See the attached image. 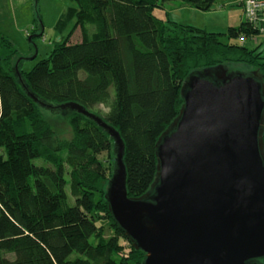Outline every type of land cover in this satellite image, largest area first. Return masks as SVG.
Masks as SVG:
<instances>
[{"label":"trees","instance_id":"16d2710c","mask_svg":"<svg viewBox=\"0 0 264 264\" xmlns=\"http://www.w3.org/2000/svg\"><path fill=\"white\" fill-rule=\"evenodd\" d=\"M71 1L59 25L63 30L72 12L66 35L29 71L21 59L19 76L40 101L78 104L118 131L129 198L144 196L155 180L156 145L179 114L190 73L244 64L258 70L264 83L263 51L223 41L254 39L260 34L256 24L245 19L216 33L154 14L175 1L209 11L216 0ZM76 31L80 40L69 42ZM0 50V264H143L144 253L115 222L105 199L115 164L112 139L68 110L53 112L65 116L73 132L60 141L42 113L47 109L20 84L18 50L2 34ZM98 106L104 113L94 111ZM102 153L112 166L98 159ZM103 223L113 232L108 239Z\"/></svg>","mask_w":264,"mask_h":264},{"label":"water","instance_id":"95a60500","mask_svg":"<svg viewBox=\"0 0 264 264\" xmlns=\"http://www.w3.org/2000/svg\"><path fill=\"white\" fill-rule=\"evenodd\" d=\"M36 55L15 65L27 95L51 112L80 113L112 139L115 164L105 199L144 253L143 264H264V83L258 70L259 77L241 76L218 66L185 78L183 105L156 145L155 180L134 199L127 195L118 131L78 104L53 106L27 90L17 64Z\"/></svg>","mask_w":264,"mask_h":264},{"label":"rangeland","instance_id":"374dc122","mask_svg":"<svg viewBox=\"0 0 264 264\" xmlns=\"http://www.w3.org/2000/svg\"><path fill=\"white\" fill-rule=\"evenodd\" d=\"M15 3L16 19L15 24L5 22L0 24V34L8 37L16 46L19 57L23 59L32 58L35 53L36 58L33 60H25L22 69L29 71L35 64L41 59L46 58L51 52L54 43L60 38L66 35L69 30L73 14L69 11L68 21L65 23V28H60L61 19L69 8L74 6L71 0H31L28 3H16L12 0H0V6H9V3ZM230 0H216L215 4L209 11H200L195 8L189 7L181 2H169L165 3L163 7L154 8V14L161 21L167 22L168 20L175 21L180 24H186L196 26L198 28L206 29L209 32L224 33L229 27H237L240 24V18L243 20L246 18V0H242L241 5H230L225 4ZM225 4V5H224ZM243 9V10H242ZM29 13H32L29 16ZM257 19L262 18L263 21H257L256 25L260 29V34L254 39L242 41L240 39L230 40L223 38L224 42L238 44L242 46L255 47L263 51L264 56V15L257 13ZM39 17L40 21L35 22L36 18ZM65 19V18H64ZM42 24V26H41ZM37 28L36 32L34 29ZM43 29V34H41ZM62 30V31H61ZM33 40L28 41L29 37L33 36ZM80 40V35L76 31L71 37L69 42L74 43ZM1 53V50H0ZM225 68L234 75L248 76L250 74H256L258 77L260 74L244 64H226L223 65ZM183 92V89H182ZM94 111L104 113L105 109L101 106L95 108ZM43 115L47 123L57 133L60 141H69L72 138V128L69 125L68 120L62 114H55L48 110H43ZM61 157L64 154H60ZM98 159L105 164L106 167L112 166L110 162L112 159L108 153H102ZM40 165L52 166L49 162L40 160L37 161ZM65 172L68 173L69 169L65 167ZM68 181L66 192L69 196V203L71 204L73 199L70 197L69 188V176L66 175ZM103 236L108 239L112 236L113 232L108 228L107 224H104ZM94 241V240H93ZM97 242V240H95ZM125 251L128 249L126 244L121 242Z\"/></svg>","mask_w":264,"mask_h":264},{"label":"crops","instance_id":"0c3cea01","mask_svg":"<svg viewBox=\"0 0 264 264\" xmlns=\"http://www.w3.org/2000/svg\"><path fill=\"white\" fill-rule=\"evenodd\" d=\"M31 0H12V2H16V3H28ZM242 0H230L229 2L225 3V4H230V5H237L240 4L241 5ZM9 6L6 5V7L4 5L0 6V24L8 22L11 23L12 25L15 24V19H16V10H15V3H11L10 1L8 2ZM224 4V5H225ZM243 10V9H242ZM32 13H29V16ZM243 20V17L241 16L240 18V22Z\"/></svg>","mask_w":264,"mask_h":264},{"label":"built area","instance_id":"2783aa9c","mask_svg":"<svg viewBox=\"0 0 264 264\" xmlns=\"http://www.w3.org/2000/svg\"><path fill=\"white\" fill-rule=\"evenodd\" d=\"M246 18L253 24L257 21H263L262 18L257 19V13L264 15V0H246Z\"/></svg>","mask_w":264,"mask_h":264}]
</instances>
